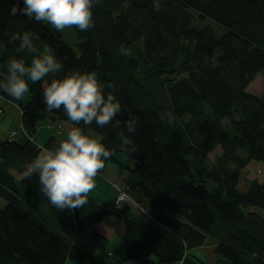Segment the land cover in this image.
<instances>
[{"label": "trees", "instance_id": "16d2710c", "mask_svg": "<svg viewBox=\"0 0 264 264\" xmlns=\"http://www.w3.org/2000/svg\"><path fill=\"white\" fill-rule=\"evenodd\" d=\"M158 2L157 9L154 0H97L94 25L72 27L73 49L50 24L20 13L22 0H0V77L10 56L30 63L32 53L16 51L18 42L10 40L29 30L62 62L46 80L95 70L118 97L122 111L109 124L79 126L113 149L105 165L126 170L121 185L144 216L135 218L130 202L116 199L108 209L91 193L86 205L58 210L37 176L17 179L26 161L62 139V122L73 126L62 109L46 108L43 83L29 82L21 99L0 92V100L20 108L26 133L21 143L16 133L0 138V264H113L72 241L112 218L122 223L127 264H206L195 251L208 238L215 242L212 264H264V181L238 189L244 167L264 162V90H247L257 75L264 78V0ZM127 119L138 122L134 153L121 150ZM43 125L54 135L39 146L32 136Z\"/></svg>", "mask_w": 264, "mask_h": 264}, {"label": "clouds", "instance_id": "9594fccd", "mask_svg": "<svg viewBox=\"0 0 264 264\" xmlns=\"http://www.w3.org/2000/svg\"><path fill=\"white\" fill-rule=\"evenodd\" d=\"M96 3L97 0H22L18 11L35 21L47 22L56 30L73 26L87 30L94 25ZM154 6L160 7L158 0H154ZM36 38L29 30L12 33L10 40L18 42L16 51L26 49L32 57L30 63L22 57L8 58L6 74L0 77V92L21 99L29 91V82L41 81L46 108L49 111L62 109L73 126L54 147H42L26 161L17 179L37 176L39 190L52 206L58 210H73L88 203L95 177L113 154V149L103 143L102 135H90L79 125L93 122L98 126L107 125L122 111V105L113 92L105 90L106 85L95 70L73 69L46 80L61 72L63 65L48 46L41 50L34 42ZM4 47V42L0 41V49ZM162 117L169 122L173 119L171 112L162 113ZM137 123L136 119L123 121L129 134L123 136L121 150L124 152L137 151L131 138Z\"/></svg>", "mask_w": 264, "mask_h": 264}, {"label": "crops", "instance_id": "0c3cea01", "mask_svg": "<svg viewBox=\"0 0 264 264\" xmlns=\"http://www.w3.org/2000/svg\"><path fill=\"white\" fill-rule=\"evenodd\" d=\"M0 138H7V136L12 131H16L15 140L17 142H24L26 140V133L21 128V111L18 106L15 104L6 101L0 100ZM64 132L67 133V130L70 129L66 122H62ZM54 135L52 130H48L45 126H41L37 129V132L32 136V140L38 144L39 146H43L47 139ZM107 174V176L112 180L110 189L108 191L107 197H102L100 189L101 187L93 189L94 192L92 196H94L104 207L108 209H112L114 206L115 200V190L114 185L121 183L124 180L125 174L121 171H113L112 169H101L99 170L97 177H101L102 180L103 176ZM99 189V190H98ZM97 192V193H95ZM106 196V194H105ZM165 215L168 217H172L173 214L170 211H166ZM91 230L96 232L99 237H93L91 235ZM91 230L85 231L84 233H80L75 236V243L84 249L82 244L88 243L87 246L91 247V253L105 255L106 257L110 258V254L120 255V259H114L118 264H122L127 262L126 260V247L120 236L123 234V228L118 222H114L111 219H104L100 223H96L91 227ZM206 243V241H205ZM204 243V245H205ZM215 244V242H212ZM203 245V246H204ZM199 249H203L204 247ZM214 247V245H213ZM197 249V250H199ZM122 252H125V258L121 259ZM113 259V258H111ZM161 264H182L181 262L177 263H161Z\"/></svg>", "mask_w": 264, "mask_h": 264}, {"label": "rangeland", "instance_id": "374dc122", "mask_svg": "<svg viewBox=\"0 0 264 264\" xmlns=\"http://www.w3.org/2000/svg\"><path fill=\"white\" fill-rule=\"evenodd\" d=\"M53 29H55L53 26H51ZM215 28V31H217L219 33L220 29L216 26H214ZM56 30V29H55ZM59 32V34L61 35V38L62 40L68 44L69 46H71L73 49L76 48V42H77V39L73 33V30H72V27L71 28H64L62 30H56ZM247 90L250 92V93H253V94H257V95H260L262 93V91L264 90V78L261 74L257 75L254 80L249 84ZM12 132H15L16 131H12ZM10 132V134L12 133ZM66 136V133L65 132H62L61 134V137L64 138ZM220 153V150L217 149L216 151L212 152L209 156H210V160H213L216 158V156ZM120 160L126 164V165H131L130 161L125 158L124 156H119ZM105 169H109V170H115V171H121L123 172V174L126 173V170L119 166V165H116V164H113V163H107L105 166H104ZM256 178L258 181L262 182L264 181V162L262 161H258V160H251L245 167L244 169L242 170L241 174H240V181H239V184H238V189L239 190H244L246 189L247 187V181L250 180V179H254ZM103 179H101V177H95V187L93 189H96V188H99L101 187L102 190L101 191V195L102 197H107L108 195V191L110 189V185H111V179L107 176V174H105L103 176ZM122 183V182H121ZM121 183H118L117 185H114V190H115V199H117V196H118V191L119 189L121 188ZM91 190L90 193L93 194L94 190ZM99 190V189H98ZM97 193V192H95ZM106 194V196H105ZM129 203L131 204V209H132V213L134 215L135 218L139 219V220H143L144 219V216H143V212L141 211V209L136 206L135 204H132L131 201H129V199H127L126 201H124L123 203ZM122 202H120V205L123 204ZM3 206V201L0 199V207ZM111 220H113L114 222H118L121 226H122V223L116 219V218H112ZM75 240V237L72 238V241ZM213 239L211 238H208L206 239V243L205 245L203 246L204 248L203 249H199L197 251H195V253H197L205 262L206 264H212L215 262V256H214V253H213V245L215 244H212ZM83 247H84V251L85 252H89L91 251V247L90 246H87L88 243L86 244H82ZM110 258L106 257L105 255L102 254V256L106 257L105 259H107L108 261L112 262L113 264H117L118 262H116L114 259H120V255H114V254H110ZM113 258V259H111ZM125 258V252H122V257L121 259H124ZM65 264H73L71 261H67ZM122 264H127V262H124ZM155 264H161V263H155Z\"/></svg>", "mask_w": 264, "mask_h": 264}, {"label": "built area", "instance_id": "2783aa9c", "mask_svg": "<svg viewBox=\"0 0 264 264\" xmlns=\"http://www.w3.org/2000/svg\"><path fill=\"white\" fill-rule=\"evenodd\" d=\"M15 135V132H12L10 135H9V138H13V136ZM128 199V196H127V193H126V188L124 185H121V188L119 189L118 191V196H117V199H116V203L118 205H120V202H124Z\"/></svg>", "mask_w": 264, "mask_h": 264}]
</instances>
